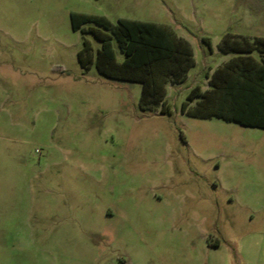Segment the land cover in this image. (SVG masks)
I'll return each instance as SVG.
<instances>
[{
    "label": "rangeland",
    "instance_id": "rangeland-1",
    "mask_svg": "<svg viewBox=\"0 0 264 264\" xmlns=\"http://www.w3.org/2000/svg\"><path fill=\"white\" fill-rule=\"evenodd\" d=\"M264 0H0V264H264V129L142 110L138 83L81 68L72 12L155 22L202 53L264 33ZM95 26L84 24L82 27ZM113 50L122 59L115 41Z\"/></svg>",
    "mask_w": 264,
    "mask_h": 264
},
{
    "label": "trees",
    "instance_id": "trees-1",
    "mask_svg": "<svg viewBox=\"0 0 264 264\" xmlns=\"http://www.w3.org/2000/svg\"><path fill=\"white\" fill-rule=\"evenodd\" d=\"M70 22L73 30L89 33L100 43L93 58L89 43L83 42L77 53L82 69L88 70L94 63L97 73L104 78L140 84L139 107H159L161 114L169 113L166 85L181 84L194 65L186 40L171 27L149 21L118 19L112 24L102 16L72 12ZM84 24L95 26L84 28ZM113 40L123 56L121 61L115 57ZM201 41L211 49L208 38L202 37ZM217 48L223 54L242 56L217 69L208 80L207 90L191 88L180 112L193 118H216L264 129V38L248 39L227 32ZM194 99L199 101L189 108Z\"/></svg>",
    "mask_w": 264,
    "mask_h": 264
},
{
    "label": "crops",
    "instance_id": "crops-1",
    "mask_svg": "<svg viewBox=\"0 0 264 264\" xmlns=\"http://www.w3.org/2000/svg\"><path fill=\"white\" fill-rule=\"evenodd\" d=\"M264 17V11H261L259 10V12L257 13V18L261 19ZM173 30V29H172ZM174 31V30H173ZM175 32V31H174ZM227 33V32H226ZM175 34L178 36V37H181L183 38L184 40H186L188 42V44L190 45L191 47V50H192V58H193V61H194V65L193 67H191L187 73H186V78L185 80L181 83V84H178V85H172V84H167L166 87H165V92L167 90V87L168 86H171V87H179L181 86L182 84L186 83L187 81H191V84H190V87L188 88V91L195 87V86H198L200 88L201 91H204V90H207L209 88V85H208V80L210 78V76L219 68H221L222 66H224L227 62H229L231 59L237 57V56H242V55H237V54H223L221 53L218 48H217V45L218 43L220 42L221 38L223 37V35L221 36V38L219 39V41L216 43L215 45V49L212 48V44L210 42V45H211V49H207V47L205 46V44L201 41V38L202 37H205V36H202L200 37V39H196V45H197V49L202 53L203 55V59L205 58V52L207 51L208 54L210 55H220V58H219V61L216 63L215 67H205L204 69H202L198 74L201 75L202 77V85H199L197 83H195V78H196V74L194 75V79L193 80H190L191 77L189 76L190 74V71L196 66V51L192 45V43L189 41V39H187L186 37H184L183 35H179L178 33L175 32ZM233 34V33H231ZM234 35H238V36H243V37H246L248 39H253V38H264V33L262 32H259L257 28H255L254 30L251 31V33L249 35H239V34H234ZM207 38V37H206ZM254 59H258L257 55L255 53H251L250 54ZM116 57V56H115ZM123 58V56H122ZM117 59V58H116ZM122 60V59H121ZM120 60V61H121ZM119 61V60H118ZM188 93V92H187ZM166 96V94H165ZM166 101V100H165ZM199 101V99H194L193 101H191L189 103V108H192L193 106H195V104Z\"/></svg>",
    "mask_w": 264,
    "mask_h": 264
}]
</instances>
